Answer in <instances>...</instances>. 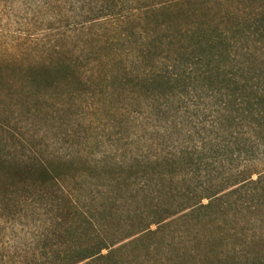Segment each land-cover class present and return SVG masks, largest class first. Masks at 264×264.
Wrapping results in <instances>:
<instances>
[{
	"label": "trees",
	"instance_id": "trees-1",
	"mask_svg": "<svg viewBox=\"0 0 264 264\" xmlns=\"http://www.w3.org/2000/svg\"><path fill=\"white\" fill-rule=\"evenodd\" d=\"M68 4L85 44L97 47L91 87L114 123L138 135L162 130V141L185 132L189 145L109 165L105 172L121 186L145 164L160 170L144 182L149 195L137 201L144 207L117 216L102 205L95 219L84 211L77 247L46 264H264V0ZM96 27L102 32L91 36ZM76 67L32 69V76L70 80L81 76ZM38 176L65 179L47 164Z\"/></svg>",
	"mask_w": 264,
	"mask_h": 264
},
{
	"label": "rangeland",
	"instance_id": "rangeland-1",
	"mask_svg": "<svg viewBox=\"0 0 264 264\" xmlns=\"http://www.w3.org/2000/svg\"><path fill=\"white\" fill-rule=\"evenodd\" d=\"M68 1L0 0V264H46L77 247L84 211L95 219L102 205L122 216L142 209L138 197L149 195L141 191L144 182L160 170L145 164L121 186L105 172L109 165H129L139 155L164 157L189 145L185 132L162 141V130L152 136L143 128L138 135L114 123L111 106L91 87L90 55L97 47L85 44ZM98 28L91 36L102 32ZM70 62L81 76H32V69ZM41 164L64 175L63 183L39 179ZM30 168L32 175H15ZM260 251L264 255V247Z\"/></svg>",
	"mask_w": 264,
	"mask_h": 264
}]
</instances>
